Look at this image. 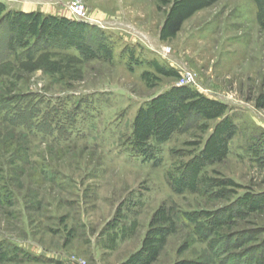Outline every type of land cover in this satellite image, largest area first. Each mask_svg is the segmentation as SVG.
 I'll return each mask as SVG.
<instances>
[{
	"label": "rangeland",
	"instance_id": "obj_1",
	"mask_svg": "<svg viewBox=\"0 0 264 264\" xmlns=\"http://www.w3.org/2000/svg\"><path fill=\"white\" fill-rule=\"evenodd\" d=\"M3 56L0 264H264V0H0Z\"/></svg>",
	"mask_w": 264,
	"mask_h": 264
},
{
	"label": "built area",
	"instance_id": "obj_2",
	"mask_svg": "<svg viewBox=\"0 0 264 264\" xmlns=\"http://www.w3.org/2000/svg\"><path fill=\"white\" fill-rule=\"evenodd\" d=\"M73 12V16L76 17L77 20L81 21L85 19V7L82 4H73L70 6ZM197 85L198 82L197 80L194 79L193 75L191 73L185 72L180 81L177 83V87L182 88V87H189L191 85ZM70 264H87L85 261H70Z\"/></svg>",
	"mask_w": 264,
	"mask_h": 264
},
{
	"label": "trees",
	"instance_id": "obj_3",
	"mask_svg": "<svg viewBox=\"0 0 264 264\" xmlns=\"http://www.w3.org/2000/svg\"><path fill=\"white\" fill-rule=\"evenodd\" d=\"M181 20L180 17L176 18L175 20L172 21V23H169L167 26V30L168 32L172 35V34H176L179 32L180 28H181ZM17 36V35H16ZM7 60V59H6ZM5 57H0V63H6ZM185 88V87H184ZM188 88V87H186ZM185 88V89H186ZM178 90V89H177ZM155 105V104H154Z\"/></svg>",
	"mask_w": 264,
	"mask_h": 264
}]
</instances>
